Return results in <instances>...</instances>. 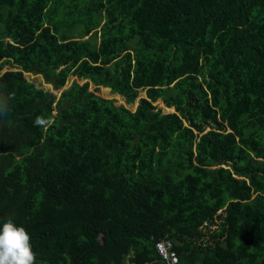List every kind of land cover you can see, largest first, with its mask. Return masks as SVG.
<instances>
[{"label":"trees","instance_id":"16d2710c","mask_svg":"<svg viewBox=\"0 0 264 264\" xmlns=\"http://www.w3.org/2000/svg\"><path fill=\"white\" fill-rule=\"evenodd\" d=\"M0 98L34 264H264V0H0Z\"/></svg>","mask_w":264,"mask_h":264},{"label":"clouds","instance_id":"9594fccd","mask_svg":"<svg viewBox=\"0 0 264 264\" xmlns=\"http://www.w3.org/2000/svg\"><path fill=\"white\" fill-rule=\"evenodd\" d=\"M8 112L0 98V118ZM37 124L44 121L37 119ZM35 253L27 229L13 218H0V264H34Z\"/></svg>","mask_w":264,"mask_h":264},{"label":"rangeland","instance_id":"374dc122","mask_svg":"<svg viewBox=\"0 0 264 264\" xmlns=\"http://www.w3.org/2000/svg\"><path fill=\"white\" fill-rule=\"evenodd\" d=\"M9 66H6L3 70H2V73L6 70H8ZM25 76L33 81L36 85L40 86L41 88L45 89V90H49V91H52L54 93H57L58 95L61 93V91H55L53 90V87L51 85H48L45 83V81L43 80L42 76H34L32 74H25ZM76 80L78 83L80 84H83L86 80H78L77 78L75 77H71L69 79V81L67 82L66 86L64 87V89H66L67 87H69L72 82ZM90 90H94V86L91 84L90 85ZM106 88H100V90L98 92H96L98 95L104 97V98H107V99H114L115 100V103L116 105H125L127 108H129L131 111H135L137 105H138V102L141 98H145L146 97V94L144 92H141L139 94V97L138 99L136 100L135 104H132V105H126L125 103V100L121 97V96H116L114 94H112L110 92L109 89L105 90ZM155 105L159 108V109H162L163 112H174L175 109L174 108H167L165 106V104L162 102V101H157L155 103ZM170 109H173L172 111Z\"/></svg>","mask_w":264,"mask_h":264},{"label":"built area","instance_id":"2783aa9c","mask_svg":"<svg viewBox=\"0 0 264 264\" xmlns=\"http://www.w3.org/2000/svg\"><path fill=\"white\" fill-rule=\"evenodd\" d=\"M171 240H162L156 243V250L158 255L165 261L166 264H176L178 258L174 250H172Z\"/></svg>","mask_w":264,"mask_h":264},{"label":"water","instance_id":"95a60500","mask_svg":"<svg viewBox=\"0 0 264 264\" xmlns=\"http://www.w3.org/2000/svg\"><path fill=\"white\" fill-rule=\"evenodd\" d=\"M175 112V111H174Z\"/></svg>","mask_w":264,"mask_h":264}]
</instances>
